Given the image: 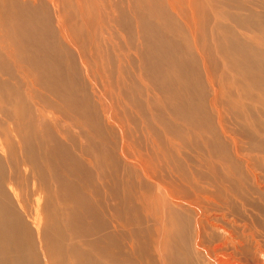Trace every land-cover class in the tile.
I'll return each instance as SVG.
<instances>
[{"label": "bare ground", "instance_id": "1", "mask_svg": "<svg viewBox=\"0 0 264 264\" xmlns=\"http://www.w3.org/2000/svg\"><path fill=\"white\" fill-rule=\"evenodd\" d=\"M246 1L0 0V264H264Z\"/></svg>", "mask_w": 264, "mask_h": 264}, {"label": "rangeland", "instance_id": "2", "mask_svg": "<svg viewBox=\"0 0 264 264\" xmlns=\"http://www.w3.org/2000/svg\"><path fill=\"white\" fill-rule=\"evenodd\" d=\"M246 1V0H245ZM255 1H260V0H255ZM261 2V1H260ZM257 3V2H256ZM246 4H249L248 3V1H246ZM232 12H235L237 15L239 14V12L237 11V10H233ZM136 28H137V25L135 24V23H133V30H134V34H135V37H136V34H137V31H136ZM250 37H252L253 36V34L252 33H250V35H249ZM139 67H140V64H139ZM229 75V74H228ZM229 76H232V77H235V74H230ZM141 97V96H140ZM140 97H138L139 99H140ZM155 98V97H154ZM143 100L145 99V98H142ZM146 116H148L149 117V115L147 114V112H146ZM146 124L148 125V129H150V128H153L152 126H150L149 124H148V122L146 121ZM77 129V130H76ZM74 130H76V132L75 133H77L78 131H79V128L78 127H76ZM204 135V134H203ZM202 135V136H203ZM154 138V137H153ZM203 139L204 140H208V138H207V136L206 135H204L203 136ZM187 152H189V151H187ZM255 154V153H254ZM192 155H195V153H193L192 152ZM263 157V160H264V155L262 156ZM262 164V163H261ZM256 165L257 166H259L258 165V163H256ZM262 169H261V171H259L260 173L259 174H262L263 173V171H264V164L262 165ZM201 168H202V166H201Z\"/></svg>", "mask_w": 264, "mask_h": 264}]
</instances>
